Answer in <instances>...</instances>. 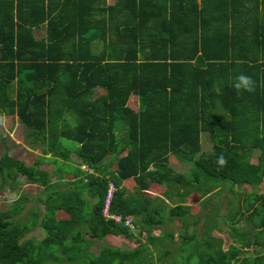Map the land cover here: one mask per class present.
Here are the masks:
<instances>
[{
	"label": "trees",
	"instance_id": "obj_1",
	"mask_svg": "<svg viewBox=\"0 0 264 264\" xmlns=\"http://www.w3.org/2000/svg\"><path fill=\"white\" fill-rule=\"evenodd\" d=\"M37 27L43 34L36 38ZM240 73L256 81L255 92L232 88ZM95 87L104 92L94 95ZM130 95L135 108L127 105ZM1 113L15 114L43 154L69 153L68 146L59 148V137L75 142L77 162L97 174L83 179L77 167L66 198L49 195L41 215L24 209L23 196L0 210V264H264V0H0ZM201 132L207 151L200 150ZM254 150L255 163L249 160ZM110 151L123 152L112 171L103 162ZM170 156L187 163V171L174 172ZM18 174L46 182L43 169L3 146L0 185L6 178L16 182ZM105 174L115 186L110 211L130 218L147 242L158 235L162 245L88 250L83 234L134 237L100 215ZM128 177L133 196L120 186ZM217 183L252 189L227 206L232 211L222 222L233 226L220 235L219 228L210 233L214 221L204 212L201 236L187 232L190 223L197 226L195 215L185 218L178 202L166 216L143 193L163 185L169 200ZM179 186H187L180 195ZM84 189L98 193L87 210ZM62 202L69 203L68 216L56 219ZM173 216L183 220L176 231L167 228ZM37 225L44 236L26 237Z\"/></svg>",
	"mask_w": 264,
	"mask_h": 264
},
{
	"label": "rangeland",
	"instance_id": "obj_2",
	"mask_svg": "<svg viewBox=\"0 0 264 264\" xmlns=\"http://www.w3.org/2000/svg\"><path fill=\"white\" fill-rule=\"evenodd\" d=\"M105 1L107 3H111L113 0H105ZM42 34H43V27H38V28L34 29V35L36 38ZM99 48L100 47L98 45L95 48V50H98ZM103 92H104V89L101 87H95L94 88V95L98 94V93L100 94ZM127 105L130 108L136 107L137 102H136L135 96H133V95L129 96V98L127 100ZM0 121H3V123L0 124V137H1V139H3V143L1 142V139H0V153L2 152L3 146H5L8 154L11 157H13L15 159L19 158L21 160H25L28 157V155L30 154L27 152L28 150H33L36 153L41 152L39 147L32 144V143H35L36 140H34V136H32L31 131L28 128L21 126V123L18 121L15 114L1 113ZM58 141H59V148L63 145V146H68V148L72 152L75 150V145H76L75 142L68 140V139H65L64 137H59ZM200 150H202V151L209 150L208 138H207V134L205 132L200 133ZM71 153L69 155H67V158H71V159L74 158L73 153L72 154ZM122 154H123V152L118 153V152H113V151H110L107 153V155L104 158V161L109 163V167H110L109 169L110 170L116 169L117 159ZM249 160L253 163L258 161L255 150L250 155ZM168 161H169L168 166L174 172L182 173L184 171H187V168H188L187 163L179 162L175 158L173 159L172 156L168 157ZM80 168L85 170L83 164L80 166ZM8 173L10 174V176L12 178L13 175L11 174L10 168L8 169ZM170 176H168V177H170ZM18 177H20L21 179L24 178L20 175H18ZM11 178H8V179L6 178V180H4L3 183L10 182ZM219 182H221V181H219ZM167 184H168V182L166 183V185ZM177 186H178L177 184L176 185L174 184V185L170 186L168 189L174 190L177 188ZM263 186H264V180L260 182L259 187L262 188ZM156 187L161 188V186L157 185V184H156ZM241 188L244 191L249 190V186L247 184H244L243 186H241L239 188H233V189H239L238 191L236 190L235 193L240 194ZM184 189H187V186H179L178 187L179 195L181 194V192H183ZM5 190H7V189H0V210L1 211H5L6 207H8L16 199V197L13 195L14 194L13 192H6ZM157 190L159 192V193H157V195L160 194L162 196V198H160V200L163 203L162 205L164 206V214L166 216H169L168 208L174 204H178V202L181 205H183V211H185V213L188 212L187 215H185V213L183 214V216L185 215V218L192 215L190 217L193 219L194 218L193 215H195V218L193 220H195L197 218V223H196L197 226L193 225V223H190L189 227L186 230H187V232H190L191 230L194 232V229H195L198 232L197 237H200L201 234L203 233V230H204V228H203L204 226H202L203 223L201 221V217L198 216L199 214H202L203 212L207 215V218L209 217V221H214V225L211 226V227H213V229H210V233L217 234L216 229L219 228L220 230H219L218 234L220 235L222 233L221 231H224V229L226 227L233 226V224H230L228 221L225 223L222 222L226 219L228 211H232L231 209L227 208V206L229 204H233L234 201H236L235 198H239V197L235 196L233 191L227 189V186H222L220 183H217L208 192H205L202 189L189 190L188 193L185 194V196L174 195L176 197L173 198V196H172L171 199L168 198L169 200L165 199V198H167L165 193L168 191L165 187H164V189H157ZM30 191L35 193L39 190L33 189ZM26 193L27 192H25L24 194L26 195ZM185 198H186V200H185ZM156 201H157V198H156ZM21 203L23 204V207L25 210H28L29 208H31L33 206L36 207V205L40 208V210L42 209L41 203L35 202L36 205H33L32 201H29V202L23 201ZM162 205L160 203L157 204V206H159V207L160 206L162 207ZM19 215H20L22 221H24V219L29 216V214H27L26 211H23ZM182 222H183L182 219L177 218V216H173L172 223H170L167 226V228H174V231H176L175 228L178 227L179 224ZM237 225L242 226L243 229H245V230L247 229L250 231L252 229L251 225L245 223L244 221H240ZM193 226H195V228H193ZM180 228H177V230H180ZM183 230H184V228H181V231H183ZM34 233L41 234V229L38 227L33 232L26 233L25 236L26 237H33V238L39 237V235H34ZM150 234H153V231H151ZM43 235H44V231H43ZM132 235H134V237L131 240H126L123 235L111 236V237H108L105 235L102 237L101 240L100 239L95 240L94 244L91 247V250L94 251L95 249H97L99 246H102V245L106 246V247L111 246V247H119V248H122L125 250H130V249H133V246L136 247V245H138L139 243H144L146 245L149 244V250L151 249L153 251V249L151 247H154V246H151V243H153V245H155V246H159V244L162 245L164 243V242H161L162 239H159V237H156L158 235L153 236V239L148 241L149 242L148 243L147 240L145 239V233L143 231H141L139 233L137 232V226L134 227V232L132 233ZM115 239H119V241L121 243ZM179 241L180 240H178V237H175L174 242L178 243ZM165 242H167V241H165ZM172 252L174 255L176 251L173 250ZM178 254H179V252H178ZM150 255L155 257L154 254H152L151 252H150ZM165 259H166L165 262H167V260H169V257H166Z\"/></svg>",
	"mask_w": 264,
	"mask_h": 264
},
{
	"label": "crops",
	"instance_id": "obj_3",
	"mask_svg": "<svg viewBox=\"0 0 264 264\" xmlns=\"http://www.w3.org/2000/svg\"><path fill=\"white\" fill-rule=\"evenodd\" d=\"M105 3L111 4V3H107L106 1H105ZM21 126L25 127L22 124H21ZM32 144L39 147L40 142L36 141L35 143H32ZM42 145H44V143H42ZM40 151H39L40 153H36L33 150H28L27 152L30 154L28 155V157L25 160H21L19 158L18 159L26 165L35 164L39 169H43L44 172H46V177H45L46 182L44 184L35 182L32 179H29L28 177H26L24 175L18 174L24 178L21 179L17 175L18 180H16V182H15V180H11L10 182H6V183L0 185V189H7V190H5L6 192H13L14 193L13 195L16 197V199L23 196L24 198L21 199L22 202L23 201H26V202L32 201L33 205H36L35 202L41 203V205H42L41 210L37 205H36V207L35 206L31 207L32 209L38 210L40 212L39 215H41V213L44 212V210H45L44 208H45L46 199L58 198L59 200H61L62 197H63V199L66 198V195H64V193L71 190L72 185H73L72 180L77 179V177H73L74 176L73 173L76 172L77 167H78V169H80L82 171V173L80 174V177L83 179L85 178L84 173L97 174V172H96V170H94V168L89 167L86 164L77 162V158L75 157V150L73 152L70 151L67 154V155H69L72 152L73 156H74L73 159L67 158V155H66V157L63 156L62 153H59V154L56 153L55 155H53L52 153L51 154L50 153L43 154L41 148H40ZM103 162H105V165H107V167L109 169L110 168L109 163L104 161V160H103ZM82 164L84 165L85 170L80 168V166ZM86 169H90V172H88ZM109 171H112V170L109 169ZM104 178L107 180L110 179L107 174H105ZM120 186L126 188L125 195L133 196L137 192V189H134V186H135L134 181H132L131 178H129V177L122 180ZM160 186H161V188L160 187H156V188H152V189L147 188L146 190L143 191V193L146 195V198H148L152 204L153 203H157V204L160 203L161 205L163 204L160 200V198H162V196L160 194L157 195V193H159L157 189H164L163 185H160ZM10 189H16V191H10ZM33 189H38L39 191L33 193L32 191H30ZM92 190L93 189L89 190L90 194L85 189L81 191V195L85 200L86 210L89 209L90 206H93L94 203L98 199L97 191L96 190L92 191ZM25 192H27L26 195L24 194ZM55 193H59V195H57ZM49 195H51V196L48 197ZM156 198H157V201H156ZM67 199H68V197H67ZM185 200H186V198H185ZM63 202H62L61 207L54 209L53 216L56 219H58V218L66 219L68 216L67 213H65L63 211V207H64V205L66 206L69 203L63 204ZM84 214L85 213H83L82 216H84ZM38 227L41 229V234L34 233V235H39V237L35 238V239L39 240L41 237L44 236L43 231L45 234V230L41 226L37 225L36 227L29 230L27 233L33 232ZM77 227L81 228L82 232H83V229L85 228L84 220H81ZM154 231H155L154 234H157L158 230H154ZM82 236L85 240H90V245L88 247V250L93 252V253H96L101 246H99L94 251L91 250V247L94 244L95 240H99V239L101 240V238H91L87 234H83ZM115 240L119 241V239H115ZM58 260L59 261L61 260L62 262L65 261V259H63L62 255L58 256ZM74 264H76V263H74Z\"/></svg>",
	"mask_w": 264,
	"mask_h": 264
},
{
	"label": "built area",
	"instance_id": "obj_4",
	"mask_svg": "<svg viewBox=\"0 0 264 264\" xmlns=\"http://www.w3.org/2000/svg\"><path fill=\"white\" fill-rule=\"evenodd\" d=\"M86 170L90 172V169H86ZM114 189L115 186L113 182L108 179L106 181V186L103 192L100 215L104 220L111 219L114 223L118 224L120 227L125 228L127 232L133 233L134 227L136 225H134L133 221L130 218L123 216L120 213L110 211V205H111Z\"/></svg>",
	"mask_w": 264,
	"mask_h": 264
},
{
	"label": "clouds",
	"instance_id": "obj_5",
	"mask_svg": "<svg viewBox=\"0 0 264 264\" xmlns=\"http://www.w3.org/2000/svg\"><path fill=\"white\" fill-rule=\"evenodd\" d=\"M235 82L232 83V88L236 90L237 94H240L241 92H248V93H253L256 90V81L253 80V78L249 75H246L244 73H240L239 75H237L235 77ZM3 121H0V124H2ZM249 186V185H248ZM229 186H227V189ZM233 188H238L233 186L231 189V191H233V193L235 194L236 197L239 196V194H236L235 191L239 190V189H233ZM241 193L243 192H250L252 189L249 187L248 191H244L242 188L240 189ZM238 198H235V200H237Z\"/></svg>",
	"mask_w": 264,
	"mask_h": 264
}]
</instances>
